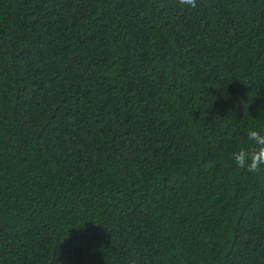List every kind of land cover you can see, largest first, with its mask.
<instances>
[{
    "label": "trees",
    "instance_id": "16d2710c",
    "mask_svg": "<svg viewBox=\"0 0 264 264\" xmlns=\"http://www.w3.org/2000/svg\"><path fill=\"white\" fill-rule=\"evenodd\" d=\"M0 0V264H264V0Z\"/></svg>",
    "mask_w": 264,
    "mask_h": 264
},
{
    "label": "clouds",
    "instance_id": "9594fccd",
    "mask_svg": "<svg viewBox=\"0 0 264 264\" xmlns=\"http://www.w3.org/2000/svg\"><path fill=\"white\" fill-rule=\"evenodd\" d=\"M180 5L190 9L197 8V0H179ZM248 144L232 153V160L240 169L257 174L264 170V130L249 128L246 132Z\"/></svg>",
    "mask_w": 264,
    "mask_h": 264
}]
</instances>
